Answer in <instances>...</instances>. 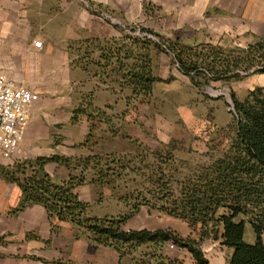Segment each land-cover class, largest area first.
<instances>
[{"label":"rangeland","instance_id":"obj_1","mask_svg":"<svg viewBox=\"0 0 264 264\" xmlns=\"http://www.w3.org/2000/svg\"><path fill=\"white\" fill-rule=\"evenodd\" d=\"M219 5L222 3L206 5L198 0L145 2L129 5L126 14L95 5V12H104L105 18L121 29L122 34L116 38H123L126 43L134 37L147 36L153 40L149 51L157 81L152 92L136 94L134 87L126 82L124 71L120 72L113 65L110 68L108 60L114 64L116 57L102 58L103 49L100 46L88 48V45H83L79 48L76 45L69 55L71 65L80 66L82 70L87 69L88 63L98 65L101 70L105 65L106 76L112 81L117 72V92L121 95H111L116 104H103L98 99L99 95H94L95 92L86 93L83 90V77L76 78L67 67L58 69L56 75H59L54 82L32 88L39 93L37 104L45 109L35 119L34 132L40 137L39 141L27 156L19 153L12 160H0V164L13 167L17 161L65 157L70 160L71 166L51 161L60 169L52 176L63 181L76 172L74 167L79 172L82 163L89 157H101L95 171L108 176L105 183L87 182L77 188L79 196L83 188V195L91 198L88 201L90 214L98 217L124 215L144 197L154 202L153 190L158 186V178L165 181L171 178V192L178 196L187 183L196 178L201 166L212 162L213 155L217 157L230 142L235 119L231 92L244 100L256 87L264 88V74L252 71L238 82L212 81L207 86H200L204 78L198 76V81L194 83L175 61L168 48L170 45L181 50L203 46L229 50L246 48L249 43H255L258 37L264 36L242 33L241 24L247 21L241 23L232 19ZM143 28L151 29L155 34L146 33ZM100 81L107 83L101 76ZM184 109H188L186 114ZM58 111L60 115H65V121L56 122ZM179 113L186 118L180 117ZM95 171H85L89 181L94 179L92 173ZM27 172L31 174L32 168H28ZM109 179L110 182H106ZM238 219H245L246 238L254 242L255 232L249 217L239 216ZM123 228H172L184 237L193 238H198L199 233V228H192L187 220L148 204L141 205L139 212ZM75 229L77 237L87 238L83 230ZM220 244L212 238L202 243L210 264H228L230 252ZM157 249L154 245L134 248L125 257V264H132L134 258L143 259L147 264L160 263L156 257L150 258L154 253L159 254ZM182 250L184 258L174 257ZM182 250L167 246L164 253L178 259L181 264H196L192 255Z\"/></svg>","mask_w":264,"mask_h":264},{"label":"trees","instance_id":"obj_2","mask_svg":"<svg viewBox=\"0 0 264 264\" xmlns=\"http://www.w3.org/2000/svg\"><path fill=\"white\" fill-rule=\"evenodd\" d=\"M95 5L89 4L92 13H98L93 9ZM142 30L155 34L151 29ZM258 38L246 48L229 50L218 46L181 50L170 45L168 48L184 74L194 83L198 76L203 77L200 86H207L212 81H241L251 71L264 74V36ZM152 41L145 36L134 37L126 43L123 38L112 37L81 40L76 45L79 48L100 46L105 59L115 56L119 71H124V78L134 87V92L147 95L157 81L149 51ZM110 42L113 44L108 47ZM231 97L235 119L225 149L217 157L213 155L212 162L202 165L196 178L188 182L178 196L171 192V178L166 181L158 178V186L153 190L154 202L144 197L124 215L93 216L90 203L83 201L77 192V188L87 182L105 183L108 176L95 171L102 159L98 156L86 159L79 172L74 167L76 172L63 181L54 180L45 167L51 161L71 166L69 159L60 156L17 161L13 167L0 164V177L22 189L18 209L33 204L44 206L50 219L69 222L83 230L92 242L115 248L120 255V264L132 249L145 245L158 248L159 254L150 257L159 259L160 263L155 264H181L178 259L165 255L164 250L170 243L189 252L196 264H210L202 249V243L208 238L218 240L232 250L228 264H264V88L256 87L244 100H240L234 91ZM28 168H32L31 174H28ZM89 169L95 171L92 173L94 179L90 181L85 173ZM143 204L187 220L192 228H199L198 238L184 237L172 228L125 230V223ZM239 216L249 217L255 232L254 242L247 240L246 221L238 219ZM132 264H147V261L134 258Z\"/></svg>","mask_w":264,"mask_h":264},{"label":"crops","instance_id":"obj_3","mask_svg":"<svg viewBox=\"0 0 264 264\" xmlns=\"http://www.w3.org/2000/svg\"><path fill=\"white\" fill-rule=\"evenodd\" d=\"M199 1L206 5L222 3L219 8L228 12L232 19L241 23L247 21L241 24L242 33L250 32L255 37L264 34V0ZM91 2L101 4L107 10L125 12L129 5L166 3L168 0H0V69L17 83L32 89L39 84L54 82L59 75H56L58 69L67 67L76 78L83 77L86 93L95 92L103 104H116L111 95H121L117 92V72L111 76L112 81L106 76L105 65L101 70L98 65L88 63L86 71L71 65L69 55L77 41L107 39L122 34L120 28L105 18L104 12H91L88 6ZM35 40L42 41L43 47H34ZM108 63L110 68L112 65L118 68L116 61L112 64L108 60ZM100 76L107 83L100 81ZM44 110L37 101L34 103L19 153L27 156L39 141L40 137L34 132L35 119ZM186 111L188 109H184L185 114ZM179 114L186 118L183 113ZM56 115V122H61L65 116L59 111ZM58 168L50 162L46 170L52 176L56 170L60 171ZM81 190L80 198L90 201L91 198L83 195ZM21 199L22 189L0 177V264H120V255L115 248L77 237L73 224L50 219L46 208L40 204L18 209ZM228 250L232 255V250ZM183 252L174 257L184 258Z\"/></svg>","mask_w":264,"mask_h":264},{"label":"built area","instance_id":"obj_4","mask_svg":"<svg viewBox=\"0 0 264 264\" xmlns=\"http://www.w3.org/2000/svg\"><path fill=\"white\" fill-rule=\"evenodd\" d=\"M34 47L43 42L35 40ZM39 99L38 91L17 83L0 69V160H12L21 151L32 108ZM170 248H175L173 243Z\"/></svg>","mask_w":264,"mask_h":264}]
</instances>
